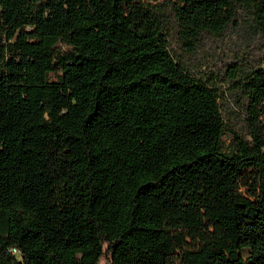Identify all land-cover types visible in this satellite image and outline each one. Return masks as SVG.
I'll return each instance as SVG.
<instances>
[{
	"label": "trees",
	"instance_id": "obj_1",
	"mask_svg": "<svg viewBox=\"0 0 264 264\" xmlns=\"http://www.w3.org/2000/svg\"><path fill=\"white\" fill-rule=\"evenodd\" d=\"M240 13L261 59L227 69L247 136L224 149L218 85L171 41ZM211 254L264 264V0H0V264Z\"/></svg>",
	"mask_w": 264,
	"mask_h": 264
},
{
	"label": "rangeland",
	"instance_id": "obj_2",
	"mask_svg": "<svg viewBox=\"0 0 264 264\" xmlns=\"http://www.w3.org/2000/svg\"><path fill=\"white\" fill-rule=\"evenodd\" d=\"M171 45L175 56L188 71L205 75L218 85V101L225 127L221 136L222 148L230 146L233 135L246 138L245 119L233 101L227 69L232 64L247 67L261 59V42L248 26L247 16L240 13L237 23L230 25L221 34L204 33L191 53L184 52L173 41ZM212 255L180 264H216ZM96 264H107V258L102 255Z\"/></svg>",
	"mask_w": 264,
	"mask_h": 264
},
{
	"label": "built area",
	"instance_id": "obj_3",
	"mask_svg": "<svg viewBox=\"0 0 264 264\" xmlns=\"http://www.w3.org/2000/svg\"><path fill=\"white\" fill-rule=\"evenodd\" d=\"M15 250H16L15 247H11V248H10V251H11V252H14Z\"/></svg>",
	"mask_w": 264,
	"mask_h": 264
}]
</instances>
